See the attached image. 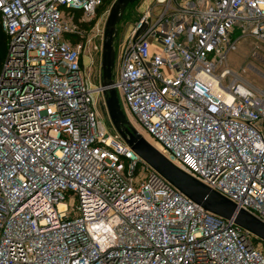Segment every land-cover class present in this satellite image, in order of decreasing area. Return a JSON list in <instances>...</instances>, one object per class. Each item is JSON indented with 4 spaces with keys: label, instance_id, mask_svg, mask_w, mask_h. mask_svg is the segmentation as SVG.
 Masks as SVG:
<instances>
[{
    "label": "built area",
    "instance_id": "built-area-1",
    "mask_svg": "<svg viewBox=\"0 0 264 264\" xmlns=\"http://www.w3.org/2000/svg\"><path fill=\"white\" fill-rule=\"evenodd\" d=\"M103 1L0 0V264H264V242L107 132L83 63L88 44L102 54L104 27L88 25ZM155 2L118 48L121 109L264 223V88L227 62L243 37L264 60V0Z\"/></svg>",
    "mask_w": 264,
    "mask_h": 264
},
{
    "label": "water",
    "instance_id": "water-1",
    "mask_svg": "<svg viewBox=\"0 0 264 264\" xmlns=\"http://www.w3.org/2000/svg\"><path fill=\"white\" fill-rule=\"evenodd\" d=\"M135 1L115 0L104 23L101 86L103 87L106 111L112 126L135 154L190 200L220 217L232 220L236 225L251 232L259 241L264 242V223L248 212L238 209L233 202L172 164L126 119L117 92L111 86L113 84L112 69L115 59L113 43L117 35L116 24L119 23L128 6Z\"/></svg>",
    "mask_w": 264,
    "mask_h": 264
},
{
    "label": "rangeland",
    "instance_id": "rangeland-1",
    "mask_svg": "<svg viewBox=\"0 0 264 264\" xmlns=\"http://www.w3.org/2000/svg\"><path fill=\"white\" fill-rule=\"evenodd\" d=\"M115 0H104L100 9L98 10L97 17L94 21L88 25V28H92L93 25L98 24L100 28L104 27L105 20L108 16L111 5ZM149 6L154 7V11L159 9L155 0H136L130 4L127 11L123 14L119 23L116 24L117 35L114 38V50L115 59L114 66L112 69L113 75L116 79L118 73V59L116 58L118 54V48L123 44V42L129 37L131 30L134 27L135 21ZM1 35V33H0ZM255 45V40L250 37L240 38L237 42V49L232 51L227 56L228 67L231 68L235 73L239 74L242 78L252 83L258 88H264V78L258 73L260 71L264 74V60L255 59L252 56V49ZM85 57L83 58V63L87 67L86 71L89 76L90 81L97 85L102 78L101 72V55L96 51L91 44L86 45L84 51ZM3 60L0 61V70L2 67ZM95 99H100L101 95L99 93L94 94ZM119 102L121 103L120 99ZM96 109L100 114V119L106 128L107 132L113 134L115 132L114 127L108 117L106 107L100 103L96 104ZM131 125L149 142H152L151 138L146 134L145 130L139 126L135 121L127 115ZM74 204V198L69 200V205Z\"/></svg>",
    "mask_w": 264,
    "mask_h": 264
},
{
    "label": "trees",
    "instance_id": "trees-1",
    "mask_svg": "<svg viewBox=\"0 0 264 264\" xmlns=\"http://www.w3.org/2000/svg\"><path fill=\"white\" fill-rule=\"evenodd\" d=\"M0 61L4 60L5 54H6V35L4 32L0 29ZM259 241L258 239H256Z\"/></svg>",
    "mask_w": 264,
    "mask_h": 264
}]
</instances>
